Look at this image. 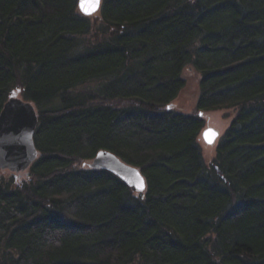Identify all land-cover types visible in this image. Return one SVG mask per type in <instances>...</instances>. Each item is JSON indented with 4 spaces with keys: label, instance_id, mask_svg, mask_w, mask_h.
<instances>
[{
    "label": "trees",
    "instance_id": "trees-1",
    "mask_svg": "<svg viewBox=\"0 0 264 264\" xmlns=\"http://www.w3.org/2000/svg\"><path fill=\"white\" fill-rule=\"evenodd\" d=\"M13 92L38 156L0 170V264H264V0H0V110ZM101 149L145 191L83 165Z\"/></svg>",
    "mask_w": 264,
    "mask_h": 264
},
{
    "label": "water",
    "instance_id": "water-1",
    "mask_svg": "<svg viewBox=\"0 0 264 264\" xmlns=\"http://www.w3.org/2000/svg\"><path fill=\"white\" fill-rule=\"evenodd\" d=\"M101 0H78L81 14L90 16L96 13ZM202 113H199L201 116ZM38 123L35 106L20 98L13 92L0 110V170L21 174L36 160L38 151L35 147L33 135ZM209 132L208 139L205 133ZM201 138L206 145H214L220 137L218 130L206 126L201 130ZM211 140V142H208ZM91 169L106 170L122 180L131 191L143 193L146 189L145 178L140 170L123 162L112 152L101 149L87 163ZM142 181V184H141Z\"/></svg>",
    "mask_w": 264,
    "mask_h": 264
},
{
    "label": "rangeland",
    "instance_id": "rangeland-1",
    "mask_svg": "<svg viewBox=\"0 0 264 264\" xmlns=\"http://www.w3.org/2000/svg\"><path fill=\"white\" fill-rule=\"evenodd\" d=\"M184 77L186 79L185 87L180 91L175 100L171 102L172 108L181 113H189L193 110L196 98L198 95V74L188 69L184 71ZM233 111L219 110L211 111L204 114V127L211 126L219 131L220 135L227 128ZM206 151H212V145L204 144Z\"/></svg>",
    "mask_w": 264,
    "mask_h": 264
},
{
    "label": "snow or ice",
    "instance_id": "snow-or-ice-1",
    "mask_svg": "<svg viewBox=\"0 0 264 264\" xmlns=\"http://www.w3.org/2000/svg\"><path fill=\"white\" fill-rule=\"evenodd\" d=\"M97 4H98V0H97ZM209 132L211 133L212 136H215V132L214 131L208 130V132L205 133V138L206 139H208ZM208 142H211V140H209ZM141 184H142V181H141Z\"/></svg>",
    "mask_w": 264,
    "mask_h": 264
},
{
    "label": "bare ground",
    "instance_id": "bare-ground-1",
    "mask_svg": "<svg viewBox=\"0 0 264 264\" xmlns=\"http://www.w3.org/2000/svg\"><path fill=\"white\" fill-rule=\"evenodd\" d=\"M200 138H201V135H200ZM201 141H202L203 144H205V143L203 142L202 138H201ZM212 146H213V145H212ZM89 161H90V160H89ZM89 161H88V162H89ZM88 162H87V163H88ZM87 163H83V165H85V164L87 165ZM129 165H130V164H129ZM87 167H88V166H87ZM121 181H122V180H121ZM122 182H123V181H122ZM123 183H124V182H123ZM124 184H125V183H124ZM125 185H126V184H125ZM126 186H127V185H126ZM127 187H128V186H127ZM128 188H129V187H128Z\"/></svg>",
    "mask_w": 264,
    "mask_h": 264
}]
</instances>
